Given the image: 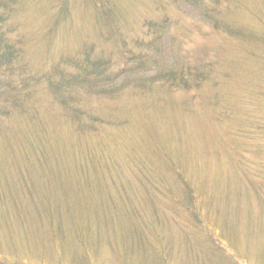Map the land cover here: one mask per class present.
<instances>
[{"label": "rangeland", "instance_id": "obj_1", "mask_svg": "<svg viewBox=\"0 0 264 264\" xmlns=\"http://www.w3.org/2000/svg\"><path fill=\"white\" fill-rule=\"evenodd\" d=\"M10 2L0 264H264V0Z\"/></svg>", "mask_w": 264, "mask_h": 264}, {"label": "trees", "instance_id": "obj_2", "mask_svg": "<svg viewBox=\"0 0 264 264\" xmlns=\"http://www.w3.org/2000/svg\"><path fill=\"white\" fill-rule=\"evenodd\" d=\"M8 1L9 0H0V24L6 20V15L7 12L4 10L6 7L7 9L9 8L8 6ZM95 6L97 7V10L100 11V13L105 16V15H109L110 14V9H109V5H108V0H93ZM18 3V0H11L10 2V7L12 8L14 4ZM3 8V10H2ZM11 52V47L9 45L6 44V40L4 39V35L0 36V59H4L7 55V53ZM9 58H11V56H9ZM169 79L172 80H178L179 83L186 85V82L184 80V78L180 75L175 74V72L173 73H167L166 74ZM195 76H198V73H195ZM65 80L67 81H71L74 80L72 77H68ZM77 80V79H76ZM50 84H52L51 81H49ZM189 194V192L185 195L187 196Z\"/></svg>", "mask_w": 264, "mask_h": 264}]
</instances>
